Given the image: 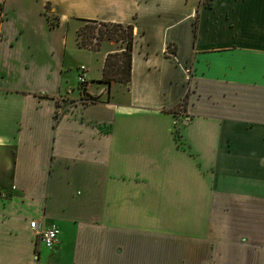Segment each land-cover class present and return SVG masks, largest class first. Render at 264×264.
<instances>
[{
    "label": "crops",
    "instance_id": "obj_1",
    "mask_svg": "<svg viewBox=\"0 0 264 264\" xmlns=\"http://www.w3.org/2000/svg\"><path fill=\"white\" fill-rule=\"evenodd\" d=\"M0 264H264V0H0Z\"/></svg>",
    "mask_w": 264,
    "mask_h": 264
},
{
    "label": "trees",
    "instance_id": "obj_2",
    "mask_svg": "<svg viewBox=\"0 0 264 264\" xmlns=\"http://www.w3.org/2000/svg\"><path fill=\"white\" fill-rule=\"evenodd\" d=\"M47 17L51 20V25L55 26L56 25L55 18H52L50 15H47ZM89 23H98L105 27L108 26L109 28H111V32L109 34V40L108 39L107 40L108 41L113 40V41H116L115 43L121 44V48L118 49L120 52H114L106 56L103 71H102V78L100 82L106 83L107 86H110L112 82L128 84L130 82L131 59H132V49H133V42H134L132 26L112 24V23H103V22H89ZM114 33L116 34V37L112 35ZM117 57L119 58V61L115 60V61L110 62L111 58H117ZM120 59L122 60L120 61ZM109 68L113 69L112 71L115 72V75L111 74L108 71ZM117 74L121 76H116ZM83 98L87 101L88 100L97 101L96 97L90 96L86 92L84 93Z\"/></svg>",
    "mask_w": 264,
    "mask_h": 264
},
{
    "label": "rangeland",
    "instance_id": "obj_3",
    "mask_svg": "<svg viewBox=\"0 0 264 264\" xmlns=\"http://www.w3.org/2000/svg\"><path fill=\"white\" fill-rule=\"evenodd\" d=\"M111 32V28L108 26H103L98 23H83L79 29L74 34V39L79 47L90 49V50H103L106 51L107 49L111 50H118L121 48L120 43H115L116 41H108L109 40V34ZM120 32V31H119ZM126 32V31H125ZM116 37V34H112ZM114 38V37H112ZM108 39V40H107ZM112 42L113 44L109 43ZM124 46V44H123ZM75 49V48H74ZM79 52V53H78ZM76 51L73 50L72 54H69V57L75 62L76 64H84L89 65L91 68V75L96 74V69L98 66L99 61L98 55L95 54L93 56H90L82 51ZM118 60L119 58H111L110 62ZM122 59H120L121 61ZM112 68H109L108 71L115 75V72L112 71ZM121 76V75H116Z\"/></svg>",
    "mask_w": 264,
    "mask_h": 264
},
{
    "label": "built area",
    "instance_id": "obj_4",
    "mask_svg": "<svg viewBox=\"0 0 264 264\" xmlns=\"http://www.w3.org/2000/svg\"><path fill=\"white\" fill-rule=\"evenodd\" d=\"M84 67H81L83 70ZM80 90L84 93L87 89L86 80L83 73L78 77ZM30 229L36 233L39 241L47 248H52L56 242L58 230L54 228H43L38 221L30 222Z\"/></svg>",
    "mask_w": 264,
    "mask_h": 264
}]
</instances>
